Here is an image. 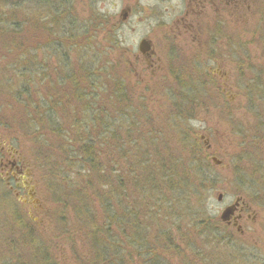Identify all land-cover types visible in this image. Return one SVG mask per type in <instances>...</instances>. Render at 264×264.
<instances>
[{"label":"trees","instance_id":"trees-1","mask_svg":"<svg viewBox=\"0 0 264 264\" xmlns=\"http://www.w3.org/2000/svg\"><path fill=\"white\" fill-rule=\"evenodd\" d=\"M33 2L43 3L48 14L39 19L29 17L26 6ZM57 5L59 8L54 9L51 0H0V119L10 120L4 127L6 129L10 128L9 124L17 117V124L25 131V137L31 143L35 168L42 171L54 203L59 206L63 204V208L58 206L56 211L62 210L66 215L72 211L77 221L88 225L85 234L86 238L89 236L88 241L89 238L93 241L92 247L95 244L99 246L103 241V251L111 252L108 242L115 247L125 242L128 248L132 246L130 256L143 257L146 264H171L169 255L172 254L182 264H201L203 260L195 261L189 257V252L195 258L198 256L206 259V246L217 232L224 231L219 236H225L221 239L222 242L227 238L228 244L238 243L237 238L226 234L228 226L207 212L201 201L203 197H198L201 193L198 189L196 192L193 183L196 172L203 177L214 174L209 157L215 151L206 149L199 136L188 134L189 131H194L191 126L185 127L200 113L198 111L202 109V104L198 98H202L204 92L200 93L196 84L185 82L183 88L189 89L187 95L191 99L186 102L188 98H185V92L180 93L182 105L176 102L169 114L172 117L169 122L186 124L183 128L186 137L181 141L183 145H188V160L173 159L171 156L159 157V148L152 139L154 137L143 132L147 123L149 126L155 124V118L149 114H139V106L133 101V91L128 88L132 63L129 67L126 62H117L108 51H99L92 43V47L86 48L93 53L90 54L92 62H85V67L80 66L73 73L64 71L67 68L65 64L53 75L54 68L58 67L52 68L50 63H45L49 59L46 52L43 54L44 62L37 61V56L42 51L39 43L34 44L36 39L30 30L37 29L38 23L43 28V22L48 21L46 17L51 14V20L56 22L55 28L58 31L59 23H67L69 19L66 14H72L73 10L69 11L68 8L71 9L74 2L61 0V4ZM259 16L262 25L263 8ZM95 17L96 20L101 18L98 15ZM75 19L77 18L71 17V24H76ZM100 20L106 21V18ZM64 23L60 27L63 31V26L66 25ZM87 24L84 22L80 27L82 32L88 31ZM94 27L98 28L100 25ZM259 28L258 33L263 37L264 26ZM56 37L58 41H53L51 51L59 60L57 54L63 56L65 50L64 44H60V36L56 34ZM244 45H237L242 48V55L245 54ZM237 64L241 74L250 67L244 61H237ZM249 71L255 72L252 69ZM245 85V89L251 87L248 91L251 105L257 106L259 92L260 103L264 104V76L252 74L251 79L245 80ZM77 109L84 110L88 113L87 116L78 119ZM2 111L9 112V117ZM259 116L262 119L259 131L256 129L248 141L242 136L243 140L236 143V153L232 154L233 162L230 166L235 180L239 181V195L243 193L250 197L253 194L257 201L264 196V117L261 114ZM258 121L259 119L257 123ZM131 138L136 142V147L124 148ZM175 159L182 161L175 163ZM1 177L0 175V206L3 205L2 197L10 195L8 188L2 189L5 181ZM172 190L183 194L184 197L177 201L184 202L176 208V220L172 217L170 222L188 232L179 233L178 239L167 237L159 246L152 245L149 237L156 227L144 225L145 219L140 220L138 216L147 215L152 209H156L155 215L161 216L162 220L154 226L161 229L168 227L163 224L167 217L162 215V202L165 203L167 199L159 193ZM76 196L78 204H74ZM98 208L104 211V217L99 216ZM0 211L4 212V207H0ZM10 216L16 227L12 229L6 246L21 255L16 261L29 258L33 252L34 264H51L48 260L49 250L42 244V236L37 232L35 223L25 220L18 211ZM64 224L60 222L61 226ZM199 234L205 236L206 240L192 243L188 239ZM190 242L197 250L192 249ZM243 253L247 257L241 253L240 264H244L243 260L249 263L250 256ZM121 257H124V252L117 257V264H127L120 261ZM203 264L208 262L205 260Z\"/></svg>","mask_w":264,"mask_h":264},{"label":"rangeland","instance_id":"rangeland-1","mask_svg":"<svg viewBox=\"0 0 264 264\" xmlns=\"http://www.w3.org/2000/svg\"><path fill=\"white\" fill-rule=\"evenodd\" d=\"M57 3L60 5L61 0H51L54 9L59 8ZM125 4V0L123 2L122 0H108L106 2L104 0L100 2L76 0L75 5H71V9L68 8L69 11H73L72 14H66L69 18L67 23H59L58 31L55 28L56 22L54 23L51 20L52 16L50 14L49 17H46L48 21L43 22V24L45 23L43 28L38 23L37 29L32 28L30 30L36 39L34 44L39 43L42 51L41 55L37 56V61L44 62L43 54L45 55L46 52L49 59L45 63H48V65L50 63L52 68L58 67L54 68L53 75H56L57 71H60L65 64L67 68L64 71L73 73L74 69L80 66L85 67L88 62H92L93 57L90 54L93 53L86 48L93 45L99 51H108L112 59L117 62H126L129 67L132 63L133 67H131V73L127 81L128 88L133 91V101L139 106V114H149L155 118V124L149 126V123H147L143 132H146L147 135L150 134V137H154L152 139L159 148L157 150L159 152L157 153L158 156H171L173 159L175 157L184 161L188 160L190 153L188 145H183L181 141L186 137L183 128L187 126H191L194 130L193 132L189 131L188 134L199 136L206 149L215 151L211 152L209 157L210 165L214 167L213 176L207 174V177H203L199 175V172H196L193 175V183H195L196 192L198 189L201 193L198 197H203L201 201L207 208V212L220 219V211L230 206L241 195H239V181L235 180L233 171L230 168L233 162L232 154L236 153L234 151L236 143L243 140L242 136H245L248 141L256 129L259 131V123L262 120L259 115L261 114L264 117V104L260 103L261 98H259L261 92H259L256 99L257 106H253L250 103L251 96L248 95L251 87L247 88L248 90L245 89V80L251 79L252 74L264 76V36L262 37L258 33L259 27L264 26L258 20V13L261 8H258V13L253 18L244 16L243 19L236 20L233 16L223 17V26L221 21L215 25L211 24V27L205 29V23L203 22L204 26L201 28V32L199 31L196 35L193 32L188 34L183 29L178 32L177 16L167 14L166 9L169 4L159 0H137L135 5L138 6L140 12L136 11V13L131 14L126 23H121L122 9ZM48 12L43 3L33 2L26 6L27 15L36 17L35 19H39L40 16L45 17ZM95 15L100 16V19L106 18V21L96 20ZM71 17L77 18L74 20L76 24H71ZM84 22L88 23L87 32H82L80 28ZM62 23L66 24L63 26L64 31L60 29ZM97 24L100 27H94ZM56 34L60 36V44H64L63 50H65L63 56L57 54L59 60L55 58L51 51L53 41H58ZM217 35L220 36L219 40L215 38ZM201 36L202 41L200 43L198 39ZM143 38L150 40L156 53L154 55L155 61L157 60L155 66L147 67V64L144 65L145 61L148 62L138 47ZM91 43L92 45H90ZM241 43L245 44L244 55H242V48L238 47ZM115 45L116 47L113 48ZM237 61H244L250 66L247 71L244 70V74H241L237 69ZM85 62L86 64H84ZM251 69L255 72L249 71ZM185 82L196 84L197 90L200 93L204 92L202 98H198V101L202 104V109L199 107L200 111L198 112L200 113L190 122V125H186L185 122L171 123L169 120H172V117L169 114L172 112V108L177 103L181 105L183 103L180 93L185 92L184 96L188 98L189 89L183 88ZM190 99L189 97L185 101L189 102ZM195 100L197 101V99ZM2 113L9 117V112L2 111ZM87 114L84 110H76L78 119L84 118ZM16 118L15 116L9 124L11 129L4 128L10 121L9 119H0V146L6 143L5 151H3L5 155L9 147L17 150L16 158H19L21 163L30 169V179L36 186L41 205L32 207V204L23 202L22 196L25 193L20 191L17 195L10 187L13 186L15 189V183L6 181L5 172L7 170L6 168L2 170V150H0V175L2 181H5V184L4 182L2 184V189L8 188L10 192L8 197H2L1 203L3 205L0 206L4 207V212L0 211V264L35 263L33 252L29 258L21 259L18 262L16 260L21 255H17L18 253L11 251L6 246L9 236L12 235V229L16 227V223L10 215L14 216L17 211L25 220H31L35 223L38 228L37 232L42 236V244L49 250L48 260L51 264H117L116 259L123 252L124 257H121V262L146 264L143 257L130 256L131 251L133 252L132 246L128 248L124 241H121L124 243H120L118 246L115 244L116 247L107 241L111 252L103 251V241L99 246L95 244L92 247L91 243L93 241L89 238V242V236L86 238L85 234L88 225L77 221L73 217L72 211L68 212L67 215L62 210L56 211L59 205L52 200L53 195L43 178L42 171L35 168V161L30 148L31 143L25 137V131L17 124ZM257 119H259L258 123ZM66 121L69 120L66 119ZM184 125L186 126L184 127ZM131 147H136V142L132 138L129 143H125L124 148ZM154 153L156 152L154 151ZM213 157L221 163L216 164L212 159ZM177 159L173 161L175 163L182 161ZM54 188L57 189L56 186ZM220 193L223 194V197L218 200ZM159 195L167 199L165 203L162 202L164 205L162 215L167 217L163 224L168 227L161 229V227L154 226L161 223L162 220L161 216L155 215L156 209H152L147 215L140 214L138 216L140 220L145 219L144 225L156 227L150 233L151 237H149L151 244L156 246H159V243L165 241L167 237L178 239L179 233L188 232L180 230L177 224L174 225L170 222L172 217L176 220V208L184 202L177 200L184 197V195L177 190L163 194L159 193ZM242 196L247 202H250L253 209L251 217L243 222V233L240 234L238 226L220 219L223 225L228 224L226 234L234 236L239 242H232L233 245L228 244L229 240L227 238L222 242L221 239L225 236L223 235L221 238L219 236L224 234V231L217 232L213 235L214 238L210 240L209 245L206 246L207 254L204 255L207 257L206 259L198 256L195 258L191 252H189V257L199 262L203 260L204 262L201 261V264L205 263V260L208 264H240L241 256L239 255L242 253L241 255L246 258L247 256L243 253L245 252L250 256L249 263L264 264V196L259 197L260 200L258 201L254 199L253 194L250 195L251 198L243 195V193ZM195 197L197 198V195ZM76 200L77 196L74 204H78ZM59 208L62 209L63 204ZM6 211H11V213ZM6 213L8 214L7 217ZM98 213L100 217L105 216L103 215L104 211L101 209ZM254 215H256V218L255 221H252ZM231 218L229 222H231ZM60 222H64V226H61ZM191 231L194 232L193 229ZM175 239L172 240L174 244ZM188 239L192 243H200L203 239L206 240L205 236H201V234ZM127 242L129 241L127 240ZM191 242L192 249L197 250ZM180 243L182 245L181 238ZM228 245H232V247ZM188 246H185V248H188ZM169 257L170 260L172 259L171 264H182L173 254ZM243 261L244 264H249L247 261Z\"/></svg>","mask_w":264,"mask_h":264},{"label":"flooded vegetation","instance_id":"flooded-vegetation-1","mask_svg":"<svg viewBox=\"0 0 264 264\" xmlns=\"http://www.w3.org/2000/svg\"><path fill=\"white\" fill-rule=\"evenodd\" d=\"M90 2L103 1V0H89ZM105 2L108 0H104ZM137 0H125V7L122 9V18L121 23H126V21L130 18L131 14L136 13L138 10V6L135 5ZM157 1V0H156ZM161 2L168 3L169 6L166 9L167 14L177 16L176 25L178 28V32L182 29L185 30L188 34L190 32L197 33L203 28L205 23V29L207 27H211V24H217L222 21L223 26V17H235L236 20L239 18L243 19V17L253 18V16L258 13V8L264 9V0H159ZM74 5L76 0H73ZM117 2V1H115ZM123 2V0H122ZM246 12V13H245ZM260 13V11H259ZM258 13V14H259ZM260 16L258 15V20ZM204 22V23H203ZM200 36V35H199ZM198 37V36H197ZM219 35L215 38L219 40ZM142 40H146L148 42L149 49L146 52H142L140 50V42ZM139 44V50L142 53L143 57L147 60V67L155 66L157 60L155 61L154 55L156 54L154 49L151 46L150 40L148 38H143ZM201 43L202 36L198 39ZM138 58V57H137ZM160 58L158 59V61ZM146 68V66H145ZM161 68V67H160ZM147 69V68H146ZM5 144L0 146V150H2L1 156V165L2 170L6 168V181L8 183L14 182L15 189L13 186H10L13 191L19 195L20 191H23L22 199L25 203L32 204V207H38L40 204V200L37 195V190L35 184L32 182L31 172L28 167L23 165L19 158H16V149L12 147L8 148V152L6 155L3 151H5ZM22 164V165H21ZM253 214L252 206L249 202H246L241 209L235 212V215L231 218V224L235 223L240 226V234L244 231L243 222L246 219H249ZM236 218V220H235ZM256 215L252 217V221H255ZM231 226V225H230Z\"/></svg>","mask_w":264,"mask_h":264},{"label":"water","instance_id":"water-1","mask_svg":"<svg viewBox=\"0 0 264 264\" xmlns=\"http://www.w3.org/2000/svg\"><path fill=\"white\" fill-rule=\"evenodd\" d=\"M139 47H140V50H141L142 52H146V51L149 49L148 42H147L146 40H142V42L140 43ZM212 159H213V161L216 162V164H217V163H218V164L221 163V161L216 160L215 157H213ZM222 197H223V194L220 193V195H219V199H218V200H221ZM242 203H245V202H244V199H243L241 196H240V197H237L236 200H235L232 204H230V206H227L226 208H224V209L222 210V212L220 213V214H221L220 218H221L222 220H226V221H228L227 223H230V222H229L230 218L232 217L233 214H235L234 212H235L238 208H241V204H242ZM235 220H236V218H235ZM234 224H235V223H234ZM238 229L240 230V226L238 227Z\"/></svg>","mask_w":264,"mask_h":264}]
</instances>
